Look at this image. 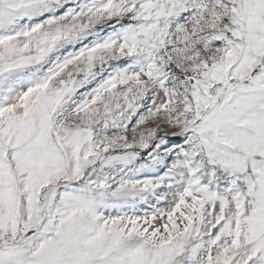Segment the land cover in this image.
Wrapping results in <instances>:
<instances>
[{"label": "snow or ice", "instance_id": "1", "mask_svg": "<svg viewBox=\"0 0 264 264\" xmlns=\"http://www.w3.org/2000/svg\"><path fill=\"white\" fill-rule=\"evenodd\" d=\"M0 264H264V0H0Z\"/></svg>", "mask_w": 264, "mask_h": 264}]
</instances>
